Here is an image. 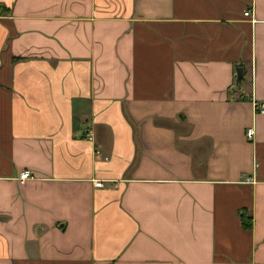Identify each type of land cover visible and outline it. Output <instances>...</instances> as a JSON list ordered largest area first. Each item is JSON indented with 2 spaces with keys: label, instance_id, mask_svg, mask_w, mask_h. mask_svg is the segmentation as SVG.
<instances>
[{
  "label": "crops",
  "instance_id": "0c3cea01",
  "mask_svg": "<svg viewBox=\"0 0 264 264\" xmlns=\"http://www.w3.org/2000/svg\"><path fill=\"white\" fill-rule=\"evenodd\" d=\"M252 101L264 0H0V264H264Z\"/></svg>",
  "mask_w": 264,
  "mask_h": 264
},
{
  "label": "built area",
  "instance_id": "2783aa9c",
  "mask_svg": "<svg viewBox=\"0 0 264 264\" xmlns=\"http://www.w3.org/2000/svg\"><path fill=\"white\" fill-rule=\"evenodd\" d=\"M248 15H249L248 11L243 13V17H247ZM251 105H252V109H253L254 114H264V103H256V102L252 101ZM252 135H253L252 129H247L245 132L246 140H248V141L251 140ZM30 178H31L30 173L27 171H24L18 175L17 179H18L19 183H23L24 181H26ZM100 186H101V183H99V182L94 184V187H100Z\"/></svg>",
  "mask_w": 264,
  "mask_h": 264
},
{
  "label": "trees",
  "instance_id": "16d2710c",
  "mask_svg": "<svg viewBox=\"0 0 264 264\" xmlns=\"http://www.w3.org/2000/svg\"><path fill=\"white\" fill-rule=\"evenodd\" d=\"M242 226L248 228L249 224L247 223V221L242 220Z\"/></svg>",
  "mask_w": 264,
  "mask_h": 264
},
{
  "label": "water",
  "instance_id": "95a60500",
  "mask_svg": "<svg viewBox=\"0 0 264 264\" xmlns=\"http://www.w3.org/2000/svg\"><path fill=\"white\" fill-rule=\"evenodd\" d=\"M236 76H237V79L240 78V76H241V74H240V70H237V71H236Z\"/></svg>",
  "mask_w": 264,
  "mask_h": 264
}]
</instances>
